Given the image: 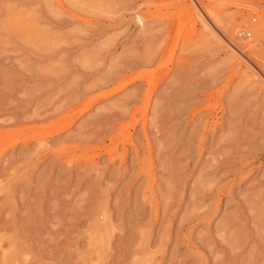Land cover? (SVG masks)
<instances>
[{
	"label": "rangeland",
	"instance_id": "rangeland-1",
	"mask_svg": "<svg viewBox=\"0 0 264 264\" xmlns=\"http://www.w3.org/2000/svg\"><path fill=\"white\" fill-rule=\"evenodd\" d=\"M263 203L255 1L0 0V264H264Z\"/></svg>",
	"mask_w": 264,
	"mask_h": 264
},
{
	"label": "bare ground",
	"instance_id": "bare-ground-1",
	"mask_svg": "<svg viewBox=\"0 0 264 264\" xmlns=\"http://www.w3.org/2000/svg\"><path fill=\"white\" fill-rule=\"evenodd\" d=\"M132 12H134V11H132ZM16 18V17H15ZM11 20V22L13 21L14 22V20H12V19H10ZM21 21V20H20ZM19 21V22H20ZM131 21L138 27V28H140L141 29V27L143 28V24H144V19H143V17H141L140 15H137V14H135V13H133V15H132V17H131ZM19 22H17L18 23V27H19ZM15 23V22H14ZM17 23H15V24H17ZM22 23V22H21ZM25 23H26V21H25ZM27 24V23H26ZM16 26V27H17ZM22 26V25H21ZM27 26V25H26ZM20 29L21 28H25V26L23 27H19ZM18 28V29H19ZM13 29V28H12ZM18 29L16 30L17 32H18ZM26 29V28H25ZM26 31H27V29H26ZM21 32H23V31H21ZM20 32V33H21ZM142 33V32H141ZM245 50V49H244ZM238 51L241 53V56H242V54H243V56L245 57V58H247L248 59V57L246 56V55H244V51L243 50H239L238 49ZM153 56V55H152ZM141 58H142V56H141ZM145 61V62H144ZM143 61V64L142 65H144V63H146V59ZM152 61V60H151ZM249 61V60H248ZM123 62V61H122ZM148 62H149V59L147 60V64H148ZM251 62V61H250ZM149 64H151V63H149ZM148 64V65H149ZM251 64V63H250ZM254 64V63H253ZM126 65V64H125ZM255 65V64H254ZM256 67H257V69H258V71L259 70H262L261 68H260V66H257L256 65ZM3 70V69H2ZM260 72H262V71H260ZM263 75V74H262ZM123 79H125L126 80V82L124 83H118V85L117 86H115L113 89H112V91L114 90V91H116V89L117 88H119L120 86H122V85H127V84H129V83H133L135 80H140V78H139V74L137 75V74H134V73H130L129 75H123ZM149 80V79H148ZM143 81H144V79H143ZM108 82V81H107ZM150 83V82H149ZM177 85V84H176ZM124 87V86H123ZM171 90V89H170ZM184 90V89H183ZM112 91H111V93H112ZM136 91V90H135ZM110 91H108V92H105L102 96H101V98H103V97H105V96H107L108 94H111V93H109ZM178 92V91H177ZM183 92V91H182ZM106 93H108L107 95H106ZM133 93V92H132ZM171 93H172V91H171ZM179 93H181V92H179ZM172 94H174V92L172 93ZM128 96H129V94H127ZM99 96V97H100ZM125 96V95H124ZM133 96H134V94H133ZM163 96H165V95H163ZM169 96V95H168ZM167 96V97H168ZM171 96V95H170ZM172 96H174V95H172ZM125 97H127V96H125ZM143 97H146V95L145 94H143ZM133 98V97H132ZM165 98V97H164ZM127 99V98H126ZM131 99V98H130ZM124 100V99H123ZM142 100H143V98H142ZM165 101V100H164ZM118 103V102H117ZM148 103V102H147ZM173 103V102H172ZM123 106V105H122ZM161 106V105H160ZM163 106V105H162ZM172 106V105H171ZM171 106H170V108H171ZM123 108H125V107H123ZM175 108V107H174ZM106 109H107V107H106ZM168 109V108H167ZM155 111V110H154ZM169 112V111H168ZM172 113V112H171ZM117 114V113H116ZM169 114H170V112H169ZM176 114V113H175ZM161 115V114H160ZM65 116V115H64ZM112 116V115H111ZM117 117V116H116ZM115 117V118H116ZM118 117H120V116H118ZM168 117V116H167ZM99 118V117H98ZM114 118V117H113ZM113 118H111V119H113ZM101 119V118H100ZM165 119H166V117H165ZM233 119V118H232ZM100 121V120H99ZM191 123H192V121H191ZM193 124V123H192ZM197 124V123H196ZM193 128V127H192ZM194 129H195V127H194ZM234 129V128H233ZM193 130V129H192ZM212 130V129H211ZM190 131V130H189ZM202 131V130H201ZM229 131V130H228ZM191 133V132H190ZM194 133V132H193ZM192 133V134H193ZM228 133V132H227ZM228 135V134H227ZM85 136H87V135H85ZM80 139V138H79ZM84 139V138H83ZM82 140V139H81ZM167 142V141H166ZM232 143H235V142H232ZM172 145V144H171ZM233 145V144H232ZM168 146V145H167ZM234 146V145H233ZM65 147V146H64ZM237 147V146H236ZM225 149V148H224ZM169 150V149H168ZM227 150V149H226ZM149 155V154H148ZM215 156V155H214ZM149 157V156H148ZM163 158V157H162ZM222 158V157H221ZM262 159V158H261ZM219 161H220V159H219ZM217 162V161H216ZM43 165V164H42ZM44 166H46V165H44ZM47 167V166H46ZM151 167V166H150ZM43 168V167H42ZM242 171V170H241ZM56 173H57V171H56ZM55 173V174H56ZM112 174V173H111ZM44 175V174H43ZM46 175V174H45ZM260 176V175H259ZM107 177H110V176H107ZM41 177H39V179H40ZM234 178V177H233ZM108 179V178H107ZM128 179V178H127ZM126 179V180H127ZM167 180V179H166ZM261 180V179H260ZM259 180V181H260ZM131 181V180H130ZM259 181H257V182H259ZM126 182V181H125ZM206 183V182H205ZM255 183V182H254ZM172 185V184H171ZM249 185V184H248ZM123 186V185H122ZM164 186V185H163ZM222 186V185H221ZM136 187V186H135ZM166 187V186H165ZM169 187V186H168ZM120 189V188H119ZM133 189V188H132ZM135 189H137V188H135ZM173 189V188H172ZM147 190V189H146ZM169 190V189H168ZM200 190V189H199ZM165 191V190H164ZM195 191V190H194ZM258 191V190H257ZM89 192V191H88ZM200 192V191H199ZM71 193V192H70ZM87 193V192H86ZM133 194H134V192H133ZM172 194V193H171ZM192 194V193H191ZM88 195V194H87ZM92 195V194H91ZM242 195V194H241ZM247 195V194H246ZM116 196V195H115ZM119 196V195H118ZM160 197V196H159ZM172 197V196H171ZM238 197V196H237ZM116 198V197H115ZM122 198H123V196H122ZM128 198V197H127ZM133 198H134V196H133ZM164 198V197H163ZM162 198V199H163ZM166 198V197H165ZM165 198H164V200H165ZM135 199V198H134ZM254 199V198H253ZM126 200V199H125ZM140 200H141V198H140ZM166 200H167V198H166ZM194 200H196V199H194ZM193 200V201H194ZM192 201V202H193ZM114 202H115V200H114ZM116 202H117V200H116ZM263 202V201H262ZM62 203V202H61ZM60 203V204H61ZM118 204V203H117ZM167 204V203H166ZM249 204V203H248ZM252 204H253V202H252ZM262 204V203H261ZM260 204V207L262 206ZM255 205V204H254ZM258 205H259V203H258ZM263 205H264V203H263ZM32 207V206H31ZM106 207V206H105ZM104 207V208H105ZM117 207V206H116ZM131 207H132V205H131ZM135 207V206H134ZM167 207H168V205H167ZM114 208H115V206H114ZM254 208V207H253ZM259 208V207H258ZM264 208V207H263ZM116 210V209H115ZM258 210V209H257ZM127 211V210H126ZM257 212V211H256ZM56 213V212H55ZM117 213V212H116ZM119 213V212H118ZM234 213V212H233ZM249 213H250V211H249ZM253 213V212H252ZM244 214V213H243ZM256 214V213H255ZM230 215V214H229ZM252 215H254V214H252ZM263 215V214H262ZM162 216V215H161ZM89 217H91V216H89ZM127 217V216H126ZM254 217V216H253ZM258 217H260V216H258ZM257 217V218H258ZM116 218V217H115ZM224 218V217H223ZM105 219H107V218H105ZM260 219V218H259ZM94 220V219H93ZM137 220H140V219H137ZM163 220V219H162ZM230 220V219H229ZM39 221V220H38ZM38 221H37V223H38ZM95 221V220H94ZM103 221H105V220H103ZM221 222H222V220H221ZM236 222V221H235ZM260 222V221H259ZM29 223V222H28ZM30 224V223H29ZM70 224V223H69ZM233 224V223H232ZM222 225V224H221ZM259 225V224H258ZM134 226V225H133ZM159 226V225H158ZM33 227V226H32ZM131 228V227H130ZM32 229V228H31ZM132 229V228H131ZM222 229V228H221ZM132 231V230H131ZM220 231V230H219ZM255 231V230H254ZM238 232V231H237ZM162 233H163V231H162ZM240 233V232H239ZM130 234H131V232H130ZM156 235V234H155ZM48 236V235H47ZM228 236V235H227ZM223 241V240H222ZM225 241V240H224ZM53 242V241H52ZM143 242V241H142ZM144 243V242H143ZM226 245V244H225ZM175 247V246H174ZM38 248V247H37ZM139 248V247H138ZM229 248V247H228ZM100 252V251H99ZM97 254V253H96ZM102 254V253H101ZM251 257V256H250ZM260 259V258H259ZM246 264V263H245Z\"/></svg>",
	"mask_w": 264,
	"mask_h": 264
},
{
	"label": "built area",
	"instance_id": "built-area-1",
	"mask_svg": "<svg viewBox=\"0 0 264 264\" xmlns=\"http://www.w3.org/2000/svg\"><path fill=\"white\" fill-rule=\"evenodd\" d=\"M260 8H264V0H253ZM251 23L255 21V17L250 19ZM236 37L241 40H246L250 37V32L246 29H242L237 32Z\"/></svg>",
	"mask_w": 264,
	"mask_h": 264
}]
</instances>
